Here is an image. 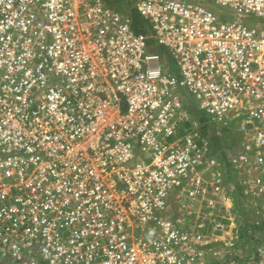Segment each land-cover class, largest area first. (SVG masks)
<instances>
[{
	"label": "built area",
	"instance_id": "1",
	"mask_svg": "<svg viewBox=\"0 0 264 264\" xmlns=\"http://www.w3.org/2000/svg\"><path fill=\"white\" fill-rule=\"evenodd\" d=\"M134 9L138 31L104 0H0V257L10 264H204L237 209L254 206L264 224V0ZM186 98L212 120L241 114L227 164Z\"/></svg>",
	"mask_w": 264,
	"mask_h": 264
},
{
	"label": "rangeland",
	"instance_id": "2",
	"mask_svg": "<svg viewBox=\"0 0 264 264\" xmlns=\"http://www.w3.org/2000/svg\"><path fill=\"white\" fill-rule=\"evenodd\" d=\"M195 1L199 2L200 0H195ZM133 2H135V0H115L114 1L117 8L123 14H125L127 6H132V7L134 6ZM203 3L207 5L208 7H210L212 10H214L215 12H217L219 16H221L222 18L233 20L236 22H242L245 24H256V25L262 24L261 22L254 20L253 18L237 16L233 13L224 11L218 6H215L209 2L204 1ZM136 15L137 14L135 12V9L133 8L131 16L136 17ZM167 65L169 69L171 70L172 74L175 75V77L180 76L179 69L174 63L172 64L169 60H167ZM186 103L190 104V107L195 109V107L192 105V102L190 100H187V98H186ZM197 113L201 117L207 119L206 124H205L206 125L205 131H204L207 135L203 136L204 132L203 130L201 129L200 130H201L204 144L210 150V153L215 156L222 153L225 158L226 157L225 153L227 150L224 148L223 145H226L229 149L228 155L229 153L231 154L233 152V146H235V144L233 145V142L234 141L236 142L235 140V138H237L236 128H237L238 122L240 121L241 114L236 115L232 119L229 118L228 116H225L218 120H212L210 117L208 118L202 112H197ZM228 182L230 184L235 183V181L231 178V176H229V174H228ZM237 189L240 191L243 198L247 199V196H248L247 193L243 191V189L239 187L238 184L235 190ZM248 200H250V197L248 198ZM239 203H242V202H239ZM242 208L243 210L237 209V212L235 213V215H232L231 218H228L229 220L228 224L231 225V222L235 220V226L239 229V236H240L239 243L238 244L234 243L235 246L232 247L230 250L229 249L227 250V248H225L224 242H222L223 238H221L219 241H217V243H215L212 246L213 251L210 253V255L208 256L205 255L203 257L205 259L204 264H259L258 259L256 257V253H257L256 249L258 247L257 240H259L260 239L259 236H262V235H260V233L255 234L256 232L253 234H250L249 231H243V229H241V226H242L241 217L244 219L243 221H246L248 219L252 221L253 220L252 213L255 207L250 205V208H251L250 209L246 205H243ZM233 227H232V230L230 228L231 230L230 232H233V235L235 237L236 230L233 231ZM241 232L245 233L244 236L243 235L241 236ZM230 240L229 241L225 240V241L230 242ZM227 251H229L228 254H226Z\"/></svg>",
	"mask_w": 264,
	"mask_h": 264
},
{
	"label": "crops",
	"instance_id": "3",
	"mask_svg": "<svg viewBox=\"0 0 264 264\" xmlns=\"http://www.w3.org/2000/svg\"><path fill=\"white\" fill-rule=\"evenodd\" d=\"M105 1V3H106V5L107 6H109V7H111V8H113L114 10H116V11H118V12H120V10L117 8V6L115 5V3H114V1L115 0H104ZM136 3V2H135ZM135 3H134V5H135ZM134 8V6L132 7V6H127V9H126V12H125V16H127V17H129V19H131V21H132V25H133V27L136 29V31H138V30H141L140 28L141 27H143L144 25H146L145 24V22L138 16V15H136V17H132L131 16V13H132V9ZM120 13H122V12H120ZM123 14V13H122ZM137 14V13H136ZM227 132H229V131H227ZM236 132H237V128H236ZM238 137H239V133L237 132V138H235V140H236V142H238ZM236 142L234 141L233 142V145L235 144L236 145ZM224 146V148L227 150L226 151V153H225V158H224V155L221 153V154H218V156H219V158H222V159H224V162H226V164L228 163V158L230 157V153H229V155H228V151H229V149H228V147L226 146V145H223ZM227 172H228V174H229V176H231V178L235 181V183L234 184H230V183H228V185H229V187H230V190H231V193L233 194L232 195V198L233 199H235V200H238V199H240L241 200V202H242V199H243V197H242V195H241V193H240V191L237 189V190H234V189H236V187H237V184H238V181H237V179H236V177H235V175H234V173L228 168V170H227ZM227 182H228V180H227ZM229 189V188H228ZM237 198V199H236ZM251 221V220H250ZM251 222H253L254 223V219L251 221ZM228 224V222H226V225ZM230 224H228L227 226L229 227V228H231V230H232V227L233 226H235V220H233L232 222H231V225L229 226ZM231 230H229V232L231 231ZM228 232V236H230V235H232L230 238H227V236L225 235V236H223V237H221V238H223V240L225 241L226 239L229 241L230 239V241H233V243H239V239H233L234 238V235L232 234V233H229ZM230 234V235H229ZM205 262V259H204V261H203V263Z\"/></svg>",
	"mask_w": 264,
	"mask_h": 264
},
{
	"label": "trees",
	"instance_id": "4",
	"mask_svg": "<svg viewBox=\"0 0 264 264\" xmlns=\"http://www.w3.org/2000/svg\"><path fill=\"white\" fill-rule=\"evenodd\" d=\"M136 2V0H135ZM133 2V3H135ZM132 3V4H133ZM133 10V9H132ZM152 43V41H151ZM167 61V58L165 59ZM188 108L190 110L191 113H193L200 121V124H201V130H203V132L205 131V127H206V121L207 119L201 117L197 112L196 109L194 108H191L190 107V104L188 105ZM207 134L204 132L203 136H206ZM204 142V141H203ZM234 147V146H233ZM248 224V225H247ZM241 229H243V231H251L252 233H255V232H261V230L264 229V224H261V225H257L253 222H251L249 219L246 220V221H243V223H241ZM250 227V228H248ZM245 233L241 232V236L243 235L244 236ZM0 264H10V262L8 260H3L1 257H0Z\"/></svg>",
	"mask_w": 264,
	"mask_h": 264
}]
</instances>
